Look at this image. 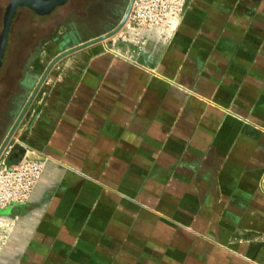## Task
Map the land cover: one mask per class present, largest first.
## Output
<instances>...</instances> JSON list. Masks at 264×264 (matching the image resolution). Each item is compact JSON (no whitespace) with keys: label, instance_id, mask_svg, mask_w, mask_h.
<instances>
[{"label":"crops","instance_id":"obj_1","mask_svg":"<svg viewBox=\"0 0 264 264\" xmlns=\"http://www.w3.org/2000/svg\"><path fill=\"white\" fill-rule=\"evenodd\" d=\"M186 10L52 64L124 15L85 37L58 21L32 54L0 144L37 88L11 157L46 167L0 264H264V0Z\"/></svg>","mask_w":264,"mask_h":264},{"label":"built area","instance_id":"obj_2","mask_svg":"<svg viewBox=\"0 0 264 264\" xmlns=\"http://www.w3.org/2000/svg\"><path fill=\"white\" fill-rule=\"evenodd\" d=\"M186 4L187 0H133L120 38L140 42L146 31H176L187 11ZM13 148L9 141L0 155V253L20 219L16 210L29 202L46 167V162L37 158L11 162Z\"/></svg>","mask_w":264,"mask_h":264},{"label":"rangeland","instance_id":"obj_3","mask_svg":"<svg viewBox=\"0 0 264 264\" xmlns=\"http://www.w3.org/2000/svg\"><path fill=\"white\" fill-rule=\"evenodd\" d=\"M11 1L12 0H0V38H1L2 31L4 29L5 16H6V12L8 9V5L10 4ZM130 1L131 0H129V2L127 3V6L125 7L124 13L122 15H125V13L127 12V9L129 8V5H130ZM68 13L69 12H66L65 15H63L62 22L65 21V23L66 22L70 23L72 19L70 18V16H68ZM57 16H58V11L56 10V8L52 12L45 14V15L38 14V12L26 6H20L18 8L13 18L11 29L9 31V40L7 44V50L3 57V64L0 70V120L2 118V112L8 109L6 106L7 103L5 102L7 99L6 97H8L10 94L14 92L15 87L17 88L20 85L21 80H22L21 82L23 83V80L27 79L26 78L27 75H26V72H24V68L28 65V62L32 54L38 52V50L42 47L46 37L47 38L51 37L52 33H56V31H59L60 29L62 32H66L71 29L74 30L67 24H62V26H59L57 28L58 21H61L59 20ZM115 25L116 26L113 27L114 29L118 26V23H116ZM123 28H125V25L123 26ZM54 29H55V32H53ZM120 30H122V28ZM74 32L76 33V35L85 37L90 34L97 33L98 31H94L89 34H84L83 29L79 30L78 28H76ZM106 40H103V41H106ZM85 42H87L86 39L83 40L81 44H78L76 46H71L69 49L65 50L63 53L77 46H80L84 44ZM98 42H101V41H98ZM93 43H97V42H93ZM72 52L74 51H70L64 54L63 57ZM29 100L30 99L27 98L20 105L18 112L16 114L15 121L20 116L21 112L24 110L26 106L27 108H26L24 115L29 110L32 104V100H31V102L28 105ZM19 125L16 131L18 130ZM1 145L2 143L0 144V147Z\"/></svg>","mask_w":264,"mask_h":264},{"label":"flooded vegetation","instance_id":"obj_4","mask_svg":"<svg viewBox=\"0 0 264 264\" xmlns=\"http://www.w3.org/2000/svg\"><path fill=\"white\" fill-rule=\"evenodd\" d=\"M128 2L129 0H67L64 4L56 7L57 17L62 21L63 15L69 12L68 16L72 19L70 23L79 30L83 29L84 34H89L101 28L113 26L120 18L121 13H124ZM20 89L15 87L14 92L6 97L5 102L8 109L2 112L0 134L7 128L10 110L15 107L12 100L18 96Z\"/></svg>","mask_w":264,"mask_h":264},{"label":"water","instance_id":"obj_5","mask_svg":"<svg viewBox=\"0 0 264 264\" xmlns=\"http://www.w3.org/2000/svg\"><path fill=\"white\" fill-rule=\"evenodd\" d=\"M66 1L67 0H12L10 2V4L8 5L6 16H5L4 29L2 31L1 38H0V70H1V66L3 64V57H4L6 50H7V44H8V40H9V31L11 29L13 18L15 16L18 8L20 6H26L28 8L33 9L34 11L38 12V14L45 15V14L52 12L57 6L64 4ZM132 1L133 0L130 1V5H129V8L127 9V12L125 13L121 22L119 23V25L115 29H113L110 32H107L101 36H98L92 40H89L80 46H77L71 50H68L65 53H62L60 56L55 58V60H53L52 64L55 61H57L60 57H62L64 54H66L70 51H75L79 48L88 46L89 44H92L93 42L106 40V39L112 37L114 34H116L128 21ZM36 91H37V88L34 90V93L31 96V98L28 102V105L31 102V100L33 99L34 95L36 94ZM26 108H27V106L24 108V110L21 112L20 116L17 118V120L15 121V123L13 124L11 129L9 130L8 135L6 136L5 140L3 141V143L0 147V155L3 152V149L5 148V146L11 140L12 136L14 135L18 125L20 124V122L24 116Z\"/></svg>","mask_w":264,"mask_h":264},{"label":"trees","instance_id":"obj_6","mask_svg":"<svg viewBox=\"0 0 264 264\" xmlns=\"http://www.w3.org/2000/svg\"><path fill=\"white\" fill-rule=\"evenodd\" d=\"M122 14H123V13H121L120 17L122 16ZM119 19H120V18H118V20H119ZM118 20H117V21H118ZM10 161H11V162H14V160H13L12 157H10Z\"/></svg>","mask_w":264,"mask_h":264},{"label":"bare ground","instance_id":"obj_7","mask_svg":"<svg viewBox=\"0 0 264 264\" xmlns=\"http://www.w3.org/2000/svg\"><path fill=\"white\" fill-rule=\"evenodd\" d=\"M157 30H161V29L159 28V29H157ZM167 32H168V33H171V31H170V30H168Z\"/></svg>","mask_w":264,"mask_h":264}]
</instances>
